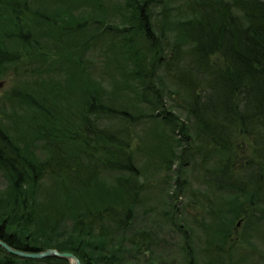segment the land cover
Returning a JSON list of instances; mask_svg holds the SVG:
<instances>
[{
	"label": "trees",
	"instance_id": "1",
	"mask_svg": "<svg viewBox=\"0 0 264 264\" xmlns=\"http://www.w3.org/2000/svg\"><path fill=\"white\" fill-rule=\"evenodd\" d=\"M0 77L14 82L0 104L11 247L168 264L138 222L147 166L170 173L160 215L173 226L188 179L199 184L189 223L207 264H239L238 243L264 241V0H0ZM186 226L181 253L197 264ZM0 264L69 263L0 247Z\"/></svg>",
	"mask_w": 264,
	"mask_h": 264
},
{
	"label": "rangeland",
	"instance_id": "2",
	"mask_svg": "<svg viewBox=\"0 0 264 264\" xmlns=\"http://www.w3.org/2000/svg\"><path fill=\"white\" fill-rule=\"evenodd\" d=\"M10 78L11 77H0V104L3 103L4 96L9 94L14 86L13 79ZM18 110L21 111V109ZM138 129L141 128L138 127ZM156 169L153 166H147L146 170L142 172L143 176L141 180L146 181V179H150V182L146 186L147 194L145 196V201L141 204L140 220H138V222L145 230L149 229L153 232H157L158 240L161 241L159 244H161L160 246L163 248L160 253L168 264H185V257H183L181 253V247L184 245V236L178 231V227L187 225L185 228L186 231L195 227L192 245L195 250L197 264H207L210 259L204 252L206 237L202 230H197L198 227L196 225L194 226L189 223V221H191L194 224L195 216H197L198 212L199 218L202 214V211H198L197 207L192 202L195 200V194H192V190H197L199 184L194 180V176L188 179L189 188L183 196H179L178 200L175 201V204L179 207V211L183 215L180 214L177 218L176 223L178 227L173 226L164 222L163 216L160 215L162 210L160 201L161 197L164 196L161 190L166 187L171 193L173 192L172 188L166 186L163 182L164 178L168 174L170 175V173L166 171L157 172ZM155 176L156 178H154ZM171 176L176 177L174 174H171ZM197 199H201V196H198ZM239 229V233H242V228ZM211 247L214 248V246ZM238 251L240 254L236 256L235 252ZM239 256L244 257L239 264H264L261 259V257L264 256V241H252L251 243L243 241L242 243H238L234 248L232 258H238ZM239 260L240 259H238V261Z\"/></svg>",
	"mask_w": 264,
	"mask_h": 264
},
{
	"label": "water",
	"instance_id": "3",
	"mask_svg": "<svg viewBox=\"0 0 264 264\" xmlns=\"http://www.w3.org/2000/svg\"><path fill=\"white\" fill-rule=\"evenodd\" d=\"M0 247L3 250H5L8 254L23 259L43 260L47 258H58V259L67 260L69 264H82L80 259L71 252H60L55 249H49L43 252H28V251L15 249L1 239H0Z\"/></svg>",
	"mask_w": 264,
	"mask_h": 264
}]
</instances>
